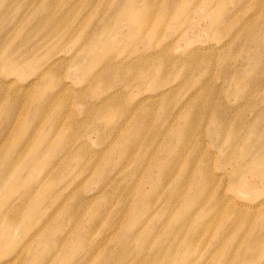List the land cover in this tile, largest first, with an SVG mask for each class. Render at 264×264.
Wrapping results in <instances>:
<instances>
[{
    "label": "rangeland",
    "instance_id": "obj_1",
    "mask_svg": "<svg viewBox=\"0 0 264 264\" xmlns=\"http://www.w3.org/2000/svg\"><path fill=\"white\" fill-rule=\"evenodd\" d=\"M0 264H264V0H0Z\"/></svg>",
    "mask_w": 264,
    "mask_h": 264
},
{
    "label": "bare ground",
    "instance_id": "obj_2",
    "mask_svg": "<svg viewBox=\"0 0 264 264\" xmlns=\"http://www.w3.org/2000/svg\"><path fill=\"white\" fill-rule=\"evenodd\" d=\"M146 20H147V18H146ZM144 21V24L147 22V21ZM131 26H134V24L133 25H131ZM139 26H141L142 28H143V22H141V24L139 25ZM245 26V25H244ZM110 28H113V27H116V25H111V26H109ZM242 27V26H241ZM92 51L94 52V54H95V59L97 58V52H98V47H93L92 48ZM138 56V58H139V56H141V55H137ZM6 58H9L10 59V56H5L4 57V59H6ZM8 59V60H9ZM9 65L12 67V69H16V70H19L20 68H21V65H20V61L19 60H14V59H10L9 60ZM10 67V68H11ZM114 67H116V66H106L105 68H103L102 70L104 71H102V73L99 75V76H101V75H104V74H106L107 72H105V71H108V70H110V69H112V68H114ZM118 69H120V70H122V67L121 68H118ZM163 74V73H162ZM97 79V78H96Z\"/></svg>",
    "mask_w": 264,
    "mask_h": 264
}]
</instances>
